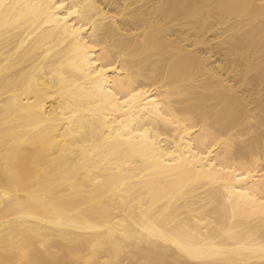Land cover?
Returning a JSON list of instances; mask_svg holds the SVG:
<instances>
[{"label":"bare ground","instance_id":"bare-ground-1","mask_svg":"<svg viewBox=\"0 0 264 264\" xmlns=\"http://www.w3.org/2000/svg\"><path fill=\"white\" fill-rule=\"evenodd\" d=\"M0 264H264V0H0Z\"/></svg>","mask_w":264,"mask_h":264},{"label":"rangeland","instance_id":"rangeland-1","mask_svg":"<svg viewBox=\"0 0 264 264\" xmlns=\"http://www.w3.org/2000/svg\"><path fill=\"white\" fill-rule=\"evenodd\" d=\"M214 58L217 60L216 62L218 63L219 61H218V56L216 55V56H214ZM234 75H233V73H229V80L231 81V83H233V82H235V80H234V77H233Z\"/></svg>","mask_w":264,"mask_h":264}]
</instances>
